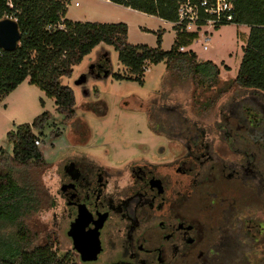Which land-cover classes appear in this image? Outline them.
Instances as JSON below:
<instances>
[{
	"label": "rangeland",
	"instance_id": "374dc122",
	"mask_svg": "<svg viewBox=\"0 0 264 264\" xmlns=\"http://www.w3.org/2000/svg\"><path fill=\"white\" fill-rule=\"evenodd\" d=\"M67 10L70 19L82 18L84 12L90 11L104 16L94 17L92 20H111L117 22L110 23H124L127 27L129 25L128 43L133 45L156 46L155 34L146 32L142 35L140 28L156 31L160 26L165 28L161 49L170 50L174 42L172 25L162 24L155 17L144 18L97 0H70L67 2ZM248 32L249 28L245 26H222L212 31L207 51H203L201 47L203 37L188 48L197 54L198 60H210L219 65L220 83L217 87H223L225 82L236 77ZM102 48L109 54L111 74L121 76L122 79L116 80L112 75L97 79L91 74V68L98 63ZM222 64L229 67V70L225 71ZM83 75L87 77L86 83L76 86L75 82ZM166 76L165 63L161 62L148 66L141 82L135 81L130 71L119 63L113 47L102 44L74 68L71 78L64 80L75 91V118L72 122L62 123V116L56 112L54 101L46 97L39 88L28 84L20 86L8 98V102L4 100L0 103V149L10 155L12 145L7 141L6 135L15 125L31 123L43 112H49L53 116L51 125L45 127L40 141V149L50 166L44 170L31 168L16 174L17 181L29 187L35 197V210L24 219L27 229L34 236L35 245H44L50 241L58 255L67 256L69 251L62 237V223L57 210L52 206L56 167L66 158L85 157L110 169L122 168L140 159L163 162V157L155 150L163 147L169 156L177 155L176 148L179 146L166 138L176 137L185 127L193 126L203 128L207 133L204 141L213 143V148L219 155L216 157L222 159L238 160V156L234 155L238 150H225L224 142H244L249 135L253 143H256L250 147L264 144L263 95L247 90L231 91L208 106L217 88H196L189 79L176 81L160 103L159 110L167 128V137L154 134L149 127L146 111L137 102L147 103L158 93L162 94L167 90L162 88L163 83L172 81ZM83 90L89 92L88 97L83 95ZM5 103H9L8 108L4 106ZM84 104L91 106V109L86 111ZM183 119L185 120L182 121ZM250 120L253 124L260 123L249 127ZM259 152L257 157L255 149L251 152L247 149V158L249 164H254L255 159L261 160L264 167V145ZM258 173L261 174L259 171ZM262 175L264 177V172ZM251 184L255 185V182L249 181L248 185ZM262 194L264 196V181ZM257 208L262 209V215ZM248 214L252 219L262 218L264 221V203L263 207L259 203L254 208H249ZM259 243L258 255L249 254L246 264H259L260 259L264 261V235L259 238Z\"/></svg>",
	"mask_w": 264,
	"mask_h": 264
},
{
	"label": "trees",
	"instance_id": "16d2710c",
	"mask_svg": "<svg viewBox=\"0 0 264 264\" xmlns=\"http://www.w3.org/2000/svg\"><path fill=\"white\" fill-rule=\"evenodd\" d=\"M108 1L169 23L177 20L176 0ZM67 2L0 0V20L13 18L20 32L15 51L6 52L0 49V103L21 83L27 81L54 101L56 112L62 116V123L72 122L75 118V93L64 80L71 78L74 68L102 44L113 47L119 63L138 82H141L148 66L165 63L166 77L172 81L163 83L162 88L167 90L162 94L158 93L147 103L137 102L147 113L150 129L158 135L167 137L162 129L165 122L159 109L161 101L166 98L176 81L189 79L196 88H217L208 106L215 104L219 98L231 91L247 90L264 97V0L236 1L233 19L226 25L245 26L249 28V32L245 46L242 47L243 56L238 73L235 78L225 82L223 87H217L220 83L219 65L210 60H198L196 53L188 49L197 39L196 34L172 27L175 38L168 51L161 49V33H157L155 48L131 45L127 40V26L123 23L66 20ZM58 25L63 28H57ZM182 47L187 50L180 51ZM109 64V54L102 48L98 63L91 68V74L97 79L110 75L116 80L122 79L121 76L111 74ZM221 66L225 71L229 70L224 64ZM105 71L107 75H104ZM90 107L84 104L86 111ZM252 120L249 121V127L260 123L253 124ZM51 121L52 114L43 112L31 123L16 125L6 135L7 141L12 145V154L0 149V264H71L67 256L58 255L50 241L44 245H35L34 236L24 223L26 216L35 210V197L29 187L20 184L16 179V174L20 171L31 168L44 170L50 166L35 141H41L43 131L46 126L51 125ZM167 139L179 140L177 137ZM244 142L250 152L256 150L257 157L259 151L263 150L262 143L260 147H250L256 143H253L249 135ZM256 166L259 172H264L261 160H257ZM259 238L261 237L248 245L247 258L249 254L258 255ZM236 253L239 254L238 250ZM258 262L264 264L262 259ZM229 264L243 263L231 261Z\"/></svg>",
	"mask_w": 264,
	"mask_h": 264
},
{
	"label": "flooded vegetation",
	"instance_id": "af4514ba",
	"mask_svg": "<svg viewBox=\"0 0 264 264\" xmlns=\"http://www.w3.org/2000/svg\"><path fill=\"white\" fill-rule=\"evenodd\" d=\"M177 134V155L155 150L163 162L140 159L110 169L69 157L57 164L52 206L71 264H246L248 245L264 235L263 219L248 214L264 203L256 159L249 164L245 142L223 143L238 150V160L216 157L203 128ZM79 214L84 232L98 231L94 260L82 261L69 236Z\"/></svg>",
	"mask_w": 264,
	"mask_h": 264
},
{
	"label": "built area",
	"instance_id": "2783aa9c",
	"mask_svg": "<svg viewBox=\"0 0 264 264\" xmlns=\"http://www.w3.org/2000/svg\"><path fill=\"white\" fill-rule=\"evenodd\" d=\"M237 0H176L177 20L171 23L185 33L197 35V41L202 39V50L209 48L210 35L213 30L229 24L233 19V12ZM77 4H75L76 6ZM57 28L62 29V25ZM187 48H180L185 51ZM40 141H35V145L40 146Z\"/></svg>",
	"mask_w": 264,
	"mask_h": 264
},
{
	"label": "water",
	"instance_id": "95a60500",
	"mask_svg": "<svg viewBox=\"0 0 264 264\" xmlns=\"http://www.w3.org/2000/svg\"><path fill=\"white\" fill-rule=\"evenodd\" d=\"M20 40V32L17 22L10 18L0 20V49L6 52H13L17 49ZM107 75V71L104 72ZM87 77L81 76L75 82L76 86H81L86 83ZM85 97L89 96L87 90H83ZM85 216L79 214V217L72 224L69 236L73 239V245L76 251L81 253L82 261L94 260L99 253L98 231L94 230L91 233L84 232Z\"/></svg>",
	"mask_w": 264,
	"mask_h": 264
},
{
	"label": "crops",
	"instance_id": "0c3cea01",
	"mask_svg": "<svg viewBox=\"0 0 264 264\" xmlns=\"http://www.w3.org/2000/svg\"><path fill=\"white\" fill-rule=\"evenodd\" d=\"M67 1H70V0H67ZM97 1H99V2H103V3H105V4H108V5H110V6H113V7H116V8H122V9H124V10H126V11H129V12H131V13H133V14H135V15H138V16H142V17H144V18H149V17H151V18H154V16H149V15H146V14H143V13H140V12H137V11H134V10H131L130 8H126V7H123V6H119V5H116V4H113V3H111V2H109L108 0H97ZM76 4V3H75ZM94 17H104V16H98L97 14H95V13H93V12H90V11H87V12H84L83 13V17L82 18H78V19H70L69 17H68V10H67V12H66V15H65V19L66 20H69V21H73V22H90V23H102V24H117V23H110V22H117V21H111V20H92ZM155 18H157V17H155ZM157 20L159 21V22H161L162 24H170L171 25V23H169V22H166V21H164V20H161V19H159V18H157ZM124 24V23H123ZM126 25V24H125ZM127 26V25H126ZM161 28H163L162 26H160V28L158 29V30H156V31H152V30H150V29H148V28H140L141 29V34L142 35H145L146 34V32H152V33H154L155 34V36L157 37V33H161V42H162V37H163V35H164V32H165V28H163V29H161ZM174 31V30H173ZM129 33H130V28H129V25H128V27H127V35H128V37H127V40H129ZM174 38H175V31H174ZM156 40V39H155ZM130 42V41H129ZM131 43V42H130ZM129 43V44H130ZM131 45H133V44H131ZM135 45H145V44H135ZM148 46V45H147ZM150 47V46H149ZM156 46H154V47H151V48H155ZM197 55V54H196ZM90 56H91V54H90ZM198 57V56H197ZM86 58H88V56L86 57ZM85 58V59H86ZM84 60V59H83ZM213 62V61H212ZM214 63V62H213ZM216 64V63H215ZM217 65V64H216ZM23 84H28V82L27 81H25V82H23V83H21L13 92H11L5 99H3L2 101H4V100H6L7 102H8V98L12 95V94H14L15 92H17V90H18V88H20V86H22ZM29 85V84H28ZM29 86H31V85H29ZM74 93H75V91H74ZM1 101V102H2ZM6 108H8V106H9V103H5V105H4ZM16 126V125H15ZM14 126V127H15Z\"/></svg>",
	"mask_w": 264,
	"mask_h": 264
}]
</instances>
